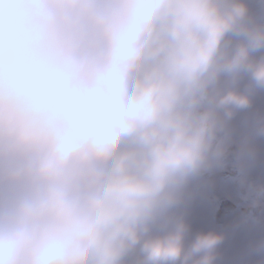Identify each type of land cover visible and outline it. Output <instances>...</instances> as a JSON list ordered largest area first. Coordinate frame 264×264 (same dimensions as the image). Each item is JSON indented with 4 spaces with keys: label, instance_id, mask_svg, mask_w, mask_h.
Masks as SVG:
<instances>
[{
    "label": "clouds",
    "instance_id": "obj_1",
    "mask_svg": "<svg viewBox=\"0 0 264 264\" xmlns=\"http://www.w3.org/2000/svg\"><path fill=\"white\" fill-rule=\"evenodd\" d=\"M260 92L246 0H0V264H218L189 206Z\"/></svg>",
    "mask_w": 264,
    "mask_h": 264
},
{
    "label": "rangeland",
    "instance_id": "obj_2",
    "mask_svg": "<svg viewBox=\"0 0 264 264\" xmlns=\"http://www.w3.org/2000/svg\"><path fill=\"white\" fill-rule=\"evenodd\" d=\"M259 2L260 0H246V3L249 5L255 19L258 18V15L260 14ZM260 22H264V13L260 17ZM247 83L248 79L245 78L241 83V87H244ZM258 103L261 105L260 110L264 113V92L258 93L255 97L254 108L258 105ZM253 111L254 109L252 108L250 110H246L245 112L249 113L250 116ZM231 123L233 124V127L229 128L222 137L225 152L221 162L215 168L211 169V173H206L200 183L203 184L206 182L204 186L210 184V198L207 199L209 194H205L203 198L210 200V202L214 204L213 218H218L219 216L222 217L221 221H218L217 219V231L225 233L226 239L221 245L220 251L222 248H227L229 253V250L233 251V253H231L234 256V260L226 259L221 251L222 255L218 264H256L257 258L250 257L248 255V249L250 244L257 240V237H245L243 234L239 235L238 233L248 227L247 221L260 216V207H253L254 204L249 205L248 203H245L246 199H244V197L247 195L249 196L253 193V191H256L252 187L254 184L262 185L264 187V139L256 141V147L260 153L258 163L254 167L241 170L237 166V163L235 164L233 162L234 159H236L235 153L243 140L242 135H244L246 131H244V128H240V123H234L233 121ZM219 178L222 187L218 186L217 180ZM225 188H234L235 192L229 194L228 196L225 192ZM244 190L246 193L243 192ZM258 192L259 193H256L257 195H262V193H264V188L258 189ZM204 201L201 202L204 204ZM198 205L199 202L197 196L189 206V219L192 224L193 234L199 231L208 230L205 225V215L208 211L200 210ZM236 222L240 225L241 230H238L235 227ZM254 258L256 259L254 260Z\"/></svg>",
    "mask_w": 264,
    "mask_h": 264
},
{
    "label": "trees",
    "instance_id": "obj_3",
    "mask_svg": "<svg viewBox=\"0 0 264 264\" xmlns=\"http://www.w3.org/2000/svg\"><path fill=\"white\" fill-rule=\"evenodd\" d=\"M259 11H260V14L258 15V18H256L257 21H260V17L264 13V0H260V2H259ZM260 107H261L260 103H258V105L255 108L253 105V109H254L253 113H256V112L263 113L260 110ZM248 116H249V113L242 111L233 119V122H245ZM231 125H230V127H231ZM261 188L263 189L264 187H261ZM243 192L246 193L245 190ZM245 197L248 198V201H249L248 203H255L256 204V202L258 200H259V204L264 203V201H262V200H264V195H257L253 192L249 196L247 195ZM247 223L250 224L248 227V231L252 232L251 236H255L256 234H261L260 238H264V204L262 205L261 216L258 218H252L249 221H247ZM215 225H217V219L214 220V226L213 227H215ZM235 227L238 228V230H241V227L238 224V222H236ZM213 229L216 230L215 228H213Z\"/></svg>",
    "mask_w": 264,
    "mask_h": 264
},
{
    "label": "bare ground",
    "instance_id": "obj_4",
    "mask_svg": "<svg viewBox=\"0 0 264 264\" xmlns=\"http://www.w3.org/2000/svg\"><path fill=\"white\" fill-rule=\"evenodd\" d=\"M196 221H197V219H196Z\"/></svg>",
    "mask_w": 264,
    "mask_h": 264
}]
</instances>
